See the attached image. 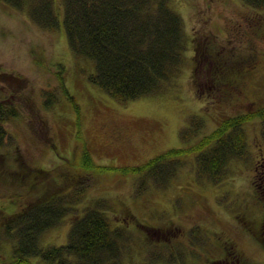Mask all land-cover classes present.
I'll use <instances>...</instances> for the list:
<instances>
[{"label":"rangeland","instance_id":"rangeland-1","mask_svg":"<svg viewBox=\"0 0 264 264\" xmlns=\"http://www.w3.org/2000/svg\"><path fill=\"white\" fill-rule=\"evenodd\" d=\"M169 1L183 26L180 64L128 102L90 81L93 62L68 45L63 0H52L53 27L34 21L27 5L0 2V73L11 76L0 83L16 111L0 147V260L16 232L6 235L1 222L59 191L67 213L40 234L44 246L65 243L73 214L94 204L123 233L119 264H264V119L229 128L236 153L218 171L198 159L210 145L195 148L224 120L264 106V8ZM215 56L217 75H226L219 82ZM174 147L190 151L149 174L93 166H135Z\"/></svg>","mask_w":264,"mask_h":264},{"label":"trees","instance_id":"trees-1","mask_svg":"<svg viewBox=\"0 0 264 264\" xmlns=\"http://www.w3.org/2000/svg\"><path fill=\"white\" fill-rule=\"evenodd\" d=\"M0 2L20 9L27 5L26 11L30 17L42 26L49 24L53 27L57 23L52 0ZM244 2L251 7L264 8V0ZM169 4V0H63L67 42L75 55L93 62L95 71L90 74V81L121 102L155 91L161 80L177 69L182 58L185 39L182 21ZM212 59L215 66L211 69V77L215 80L218 78L219 82L226 75H217L222 65L218 56ZM10 78L9 74L0 73V82H8ZM4 88L0 83V147L7 135L4 124L16 113ZM261 107L255 113L224 120L220 128L195 147L210 145L198 158L205 169L220 170L224 161L236 153V146L225 135L229 128L241 124L246 118L250 119L254 114L264 119V106ZM85 149L83 164L90 166L93 161L87 147ZM184 149L190 151L187 147L170 148L135 166L95 163L93 166L149 174L155 169L161 171L166 158L177 156ZM66 202L64 193L50 192L38 200L21 204L19 212L9 215L12 222H1V231L6 235L7 232H16L0 264H119V245L123 233L113 228L105 210L94 204L83 207L82 213L73 214L65 243L44 246L39 242V236L45 229L63 219L67 213ZM68 203L71 205L74 200H68ZM261 227L257 237L264 247ZM1 236L0 232V242ZM0 247H3V243H0Z\"/></svg>","mask_w":264,"mask_h":264}]
</instances>
